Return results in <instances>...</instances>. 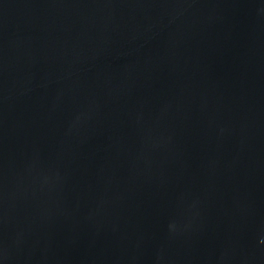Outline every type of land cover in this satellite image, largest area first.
<instances>
[{"label": "water", "instance_id": "95a60500", "mask_svg": "<svg viewBox=\"0 0 264 264\" xmlns=\"http://www.w3.org/2000/svg\"><path fill=\"white\" fill-rule=\"evenodd\" d=\"M0 264H264V0H0Z\"/></svg>", "mask_w": 264, "mask_h": 264}]
</instances>
